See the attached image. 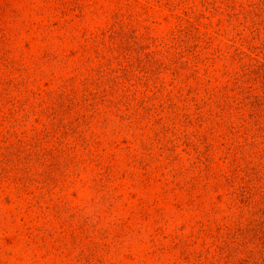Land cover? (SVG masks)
Masks as SVG:
<instances>
[{"label": "rangeland", "instance_id": "1", "mask_svg": "<svg viewBox=\"0 0 264 264\" xmlns=\"http://www.w3.org/2000/svg\"><path fill=\"white\" fill-rule=\"evenodd\" d=\"M0 264H264V0H0Z\"/></svg>", "mask_w": 264, "mask_h": 264}]
</instances>
